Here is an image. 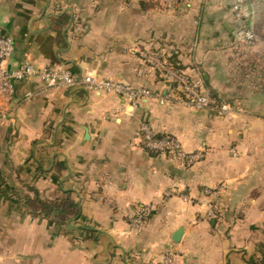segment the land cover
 Returning <instances> with one entry per match:
<instances>
[{
    "label": "crops",
    "instance_id": "0c3cea01",
    "mask_svg": "<svg viewBox=\"0 0 264 264\" xmlns=\"http://www.w3.org/2000/svg\"><path fill=\"white\" fill-rule=\"evenodd\" d=\"M209 3L0 0V30L14 41L7 68H64L152 93L132 104L84 84L13 82L0 118V264H159L167 254L170 264H264V83L232 84L235 25ZM169 69L234 94L245 111L188 104ZM143 124L175 138L180 155L143 146ZM35 194L69 196L79 218L59 226L29 212L23 199Z\"/></svg>",
    "mask_w": 264,
    "mask_h": 264
},
{
    "label": "built area",
    "instance_id": "2783aa9c",
    "mask_svg": "<svg viewBox=\"0 0 264 264\" xmlns=\"http://www.w3.org/2000/svg\"><path fill=\"white\" fill-rule=\"evenodd\" d=\"M163 4L174 2V0H159ZM242 28L239 29L238 34H241ZM14 51V41L9 35H4L0 30V118L6 116L7 104H9L13 97V82L27 81L31 78L38 79L44 87L55 86H70L74 87L79 84H84L89 88L97 90L113 91L122 96L125 100L136 104L141 99L152 96V93L144 88H135L129 84L111 79H97L90 75L75 77L71 71L58 67H37L29 62L21 63L19 66L9 69L5 66V61L11 56ZM169 77L176 80L178 83L179 97L188 104L197 108H207L217 106L219 111L225 112L230 109L228 104L217 102L210 93L205 89H199L193 84H190L185 77L180 76L175 71L168 70ZM32 93H28L30 97ZM155 95V94H154ZM172 95H167L171 97ZM160 99H166L158 95ZM155 132L148 124H143L141 127V143L148 149L156 151H168L170 153L177 152L180 149L177 140L168 134L162 138H155ZM190 156L189 160H191ZM210 190H207L209 193ZM159 264H170V255H163Z\"/></svg>",
    "mask_w": 264,
    "mask_h": 264
},
{
    "label": "rangeland",
    "instance_id": "374dc122",
    "mask_svg": "<svg viewBox=\"0 0 264 264\" xmlns=\"http://www.w3.org/2000/svg\"><path fill=\"white\" fill-rule=\"evenodd\" d=\"M220 1L214 0V3H220L223 8L225 7L230 10V12L228 11V17L233 25H235L232 31L233 46L229 50L232 63L228 76L232 84L236 85L237 88L245 87L246 84L254 85L257 88L261 87L264 83V10H261V3H264V0H223L222 4ZM250 2L252 4L256 2L257 6V8L251 9L252 12L246 8V4ZM209 4H213V0H210ZM243 24L248 27L244 28ZM240 28H242V35L238 34ZM209 93H212L210 95L215 98L216 105L221 103L230 105L231 103L233 105L232 108L230 106V109L225 110V112L219 111L217 106L198 109H207L215 116H232L233 112L239 113L245 111L239 105L240 103L236 102L238 101L237 98L232 97L234 94L221 99L211 92V90ZM209 194H211V190ZM209 215L212 217L216 216V211L214 212L213 210Z\"/></svg>",
    "mask_w": 264,
    "mask_h": 264
},
{
    "label": "trees",
    "instance_id": "16d2710c",
    "mask_svg": "<svg viewBox=\"0 0 264 264\" xmlns=\"http://www.w3.org/2000/svg\"><path fill=\"white\" fill-rule=\"evenodd\" d=\"M244 28L247 25L243 24ZM233 46V42L231 44ZM155 132V131H154ZM167 135L165 132H155V138H162ZM149 151L155 152L150 149ZM159 152V151H158ZM168 153V151H165ZM181 149L172 154L180 155ZM24 208L32 213H43L46 216H50L51 219L59 226H65L71 218H79V206L69 196L53 199H41L36 194L34 198L24 197ZM85 227V225H84ZM264 261V260H263Z\"/></svg>",
    "mask_w": 264,
    "mask_h": 264
},
{
    "label": "water",
    "instance_id": "95a60500",
    "mask_svg": "<svg viewBox=\"0 0 264 264\" xmlns=\"http://www.w3.org/2000/svg\"><path fill=\"white\" fill-rule=\"evenodd\" d=\"M224 25L231 30V27L229 26V24H227L226 22H224ZM183 233V228L182 227H179L177 228L174 233H173V236H172V240L174 242H178L181 238V235Z\"/></svg>",
    "mask_w": 264,
    "mask_h": 264
}]
</instances>
